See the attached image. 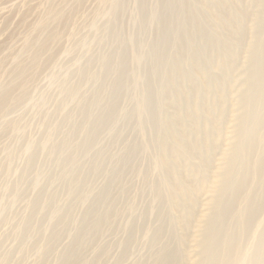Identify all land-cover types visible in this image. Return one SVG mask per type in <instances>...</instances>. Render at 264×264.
Returning <instances> with one entry per match:
<instances>
[{
  "label": "rangeland",
  "instance_id": "obj_1",
  "mask_svg": "<svg viewBox=\"0 0 264 264\" xmlns=\"http://www.w3.org/2000/svg\"><path fill=\"white\" fill-rule=\"evenodd\" d=\"M0 264H264V0H0Z\"/></svg>",
  "mask_w": 264,
  "mask_h": 264
},
{
  "label": "bare ground",
  "instance_id": "obj_2",
  "mask_svg": "<svg viewBox=\"0 0 264 264\" xmlns=\"http://www.w3.org/2000/svg\"><path fill=\"white\" fill-rule=\"evenodd\" d=\"M255 89H256V88H255ZM231 159H232V158H231ZM231 159H230V160H231ZM231 161H232V160H231ZM229 162H230V161H229ZM233 163H234V162H233ZM243 176H244V175H243ZM216 178H217V177H216ZM242 178H243V177H242ZM217 179H218L217 182H220V181H221V179H220L219 176H218ZM219 180H220V181H219ZM228 184H229V183H228ZM223 185H224V184H223ZM201 187H202V186H201ZM201 187H200V188H201ZM239 187H240V186H239ZM200 191H201V190H200ZM220 195H221V194H220ZM189 196H190V195H189ZM186 197H187V196H186ZM211 198H212V197H211ZM195 200H196V199H195ZM194 202H195V201H194ZM192 205H193V204H192ZM218 218H219V217H218ZM187 220H188V219H187ZM215 220H216V219H215ZM215 220H214V221H215ZM212 223H213V222H212ZM207 227H208V226H207ZM209 228H210V227H209ZM209 228H208V229H209ZM210 231H211V229H210ZM210 231H209V233H210Z\"/></svg>",
  "mask_w": 264,
  "mask_h": 264
}]
</instances>
